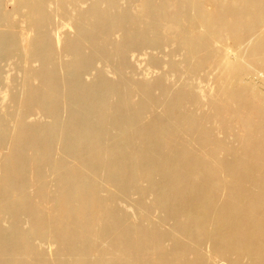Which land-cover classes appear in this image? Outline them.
Returning <instances> with one entry per match:
<instances>
[{
  "label": "bare ground",
  "instance_id": "obj_1",
  "mask_svg": "<svg viewBox=\"0 0 264 264\" xmlns=\"http://www.w3.org/2000/svg\"><path fill=\"white\" fill-rule=\"evenodd\" d=\"M0 264H264V0H0Z\"/></svg>",
  "mask_w": 264,
  "mask_h": 264
},
{
  "label": "rangeland",
  "instance_id": "obj_2",
  "mask_svg": "<svg viewBox=\"0 0 264 264\" xmlns=\"http://www.w3.org/2000/svg\"><path fill=\"white\" fill-rule=\"evenodd\" d=\"M8 6H9V4H8ZM8 6H7V7H8ZM8 8H11V5H10ZM141 62H142V61H140V62H138V63L136 62L140 69H139L137 66L134 67V65H136V63H134V65H133V69H135V70L137 69L138 72H139V73H138L137 70H136V71L134 70L135 73H136L135 75H138V76H136V77L139 78V76H141V78H145V77L147 76L145 79L152 80V79L155 77V76H154V75H155V72H157L158 70H157V69H154V70H153L151 67H147L148 65L145 64L146 62H144V61H143L144 65H143ZM141 65H142V66H141ZM164 67H165V65H163V68H164ZM150 68H151V71H149ZM141 69H143L144 71L146 70V72H144V71L141 70ZM147 69H148V70H147ZM152 70H153V71H152ZM155 70H156V71H155ZM165 70H166V67H165ZM143 73H144V74H143ZM109 74H110V73H109ZM148 74H149V75H148ZM168 78H169V79H172V80L174 79V78H173V75L168 76ZM211 78H212V77H211ZM210 82H211V83H210ZM209 83H210V85L208 84V86H207V84H204V85H203V88L205 89V87H206L207 90L210 89V90H208L207 92H208V93H212V91H213V90H212V89H213V85H212V84L214 83V80L211 79V80L209 81ZM211 86H212V87H211ZM208 87H209V88H208Z\"/></svg>",
  "mask_w": 264,
  "mask_h": 264
}]
</instances>
